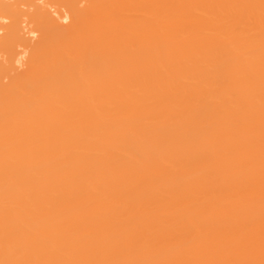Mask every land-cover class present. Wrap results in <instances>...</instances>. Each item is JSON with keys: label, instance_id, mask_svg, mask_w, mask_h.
I'll list each match as a JSON object with an SVG mask.
<instances>
[{"label": "bare ground", "instance_id": "1", "mask_svg": "<svg viewBox=\"0 0 264 264\" xmlns=\"http://www.w3.org/2000/svg\"><path fill=\"white\" fill-rule=\"evenodd\" d=\"M0 264H264V0H0Z\"/></svg>", "mask_w": 264, "mask_h": 264}]
</instances>
